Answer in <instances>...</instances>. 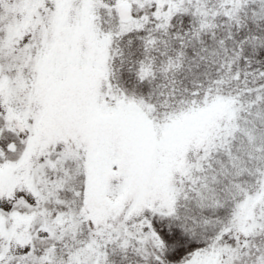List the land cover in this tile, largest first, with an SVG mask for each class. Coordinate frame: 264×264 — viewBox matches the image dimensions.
Here are the masks:
<instances>
[{
	"label": "snow or ice",
	"instance_id": "obj_1",
	"mask_svg": "<svg viewBox=\"0 0 264 264\" xmlns=\"http://www.w3.org/2000/svg\"><path fill=\"white\" fill-rule=\"evenodd\" d=\"M0 264H264V0H0Z\"/></svg>",
	"mask_w": 264,
	"mask_h": 264
}]
</instances>
